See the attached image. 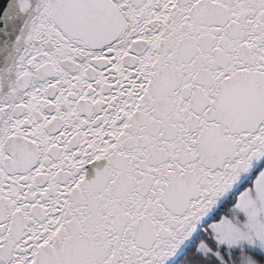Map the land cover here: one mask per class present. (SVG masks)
I'll use <instances>...</instances> for the list:
<instances>
[{
	"label": "snow or ice",
	"instance_id": "obj_1",
	"mask_svg": "<svg viewBox=\"0 0 264 264\" xmlns=\"http://www.w3.org/2000/svg\"><path fill=\"white\" fill-rule=\"evenodd\" d=\"M0 264H264V0H0Z\"/></svg>",
	"mask_w": 264,
	"mask_h": 264
}]
</instances>
